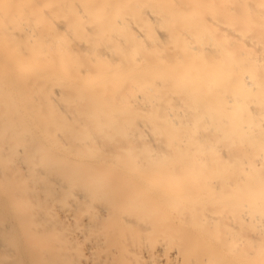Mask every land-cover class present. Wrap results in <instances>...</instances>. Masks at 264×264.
Listing matches in <instances>:
<instances>
[{"label":"bare ground","instance_id":"1","mask_svg":"<svg viewBox=\"0 0 264 264\" xmlns=\"http://www.w3.org/2000/svg\"><path fill=\"white\" fill-rule=\"evenodd\" d=\"M0 264H264V0H0Z\"/></svg>","mask_w":264,"mask_h":264}]
</instances>
